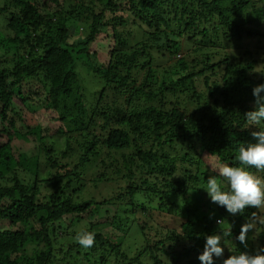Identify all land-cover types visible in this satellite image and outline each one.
<instances>
[{
    "label": "trees",
    "instance_id": "trees-1",
    "mask_svg": "<svg viewBox=\"0 0 264 264\" xmlns=\"http://www.w3.org/2000/svg\"><path fill=\"white\" fill-rule=\"evenodd\" d=\"M0 18L7 21L5 32L0 29V264H146L143 256L152 264H202L198 257L212 234L221 235L224 248L215 264L264 248V231L257 248L251 232L247 247L236 239L256 209L227 216L217 205L209 219L193 216L189 207L184 215L172 199L203 192L196 179L208 176V167L195 155L241 166L238 148L254 143L250 132L264 127L250 129L245 117L256 108L253 87L264 83V57L259 63L244 45L264 38V0H4ZM81 25H89L86 37L76 36ZM106 28L115 44L106 68H94L89 45ZM80 62L104 85L93 107L85 101ZM109 89L124 107L104 101ZM180 93L193 111L181 106ZM141 99L147 104L141 106ZM134 102L140 107L131 109ZM35 107L60 122L62 131L44 136L32 124ZM104 149L109 158L111 151L129 153L122 156L126 173L117 171L125 187L115 202L78 201L72 187L83 180L87 164L100 160L107 167ZM179 163L195 166L199 175L185 168L175 180ZM248 170L264 178V172ZM100 174L104 179L95 177L94 184L110 181ZM42 184L53 190L47 199L40 198ZM140 192L159 200L154 210L185 216L181 233L155 222L151 202L136 206ZM106 206L116 207L113 216L95 221ZM88 216L93 220L82 232L95 233V243L85 249L75 237ZM218 218L234 224L219 227ZM132 223L144 243L136 259L121 253ZM29 242L35 251L19 261L15 257Z\"/></svg>",
    "mask_w": 264,
    "mask_h": 264
},
{
    "label": "rangeland",
    "instance_id": "rangeland-1",
    "mask_svg": "<svg viewBox=\"0 0 264 264\" xmlns=\"http://www.w3.org/2000/svg\"><path fill=\"white\" fill-rule=\"evenodd\" d=\"M4 0H0V6L2 5ZM63 1V0H61ZM7 23L3 21L2 18H0V29H3L5 27V24ZM77 27V26H76ZM128 27V26H127ZM121 30H124V28H119L118 31L120 32ZM264 31V26L263 29ZM3 31L5 32V29H3ZM90 32L89 29V25H81L79 27L76 28V36H84L86 37ZM4 34V33H3ZM260 39V41H262L260 44L257 43L258 40ZM129 44L132 45L133 43L136 42V38L134 39L133 37L128 38L127 39ZM131 42V43H130ZM115 44L113 35H112V29L111 28H106L103 29L101 34L98 35V37L89 45V49H88V53L90 54V60L92 65L94 66V68H106L108 62H109V58H110V53L111 50L113 48ZM245 46H248V49L250 51L256 52L257 54V58L259 63L263 62V57H264V38H258L255 41H250L244 42ZM232 47H230V49H227V51H232ZM189 50H187L188 52ZM258 51V52H257ZM187 52H185V54H187ZM190 53V52H189ZM182 56H184L183 53H181L180 55L177 56L178 58H181ZM261 64L258 65V67H260ZM262 68L260 67L259 71H261ZM77 71L79 72L81 78L83 79V88H84V96H85V101L87 103L88 106L93 107L97 101V93H99L102 88H103V82H101V77L97 74H93L90 70L87 69V67L85 66V64L83 62H80L79 66L77 67ZM161 73V72H160ZM179 95V99L178 101L180 102L181 106L184 107L186 104L188 105V111L191 112L194 110L195 105L193 104H189L188 102V97H183L182 93L178 94ZM182 96V97H181ZM105 102L112 104L115 102H119L120 106H125L126 103L124 102V99L119 96L118 94H116L115 92H112L110 89L107 91V95L106 98L104 100ZM140 105H146V101L144 99L141 100H137ZM138 102H134L133 103V107H130L131 109H136L139 108L140 106L136 107V103ZM32 104V103H31ZM30 104V105H31ZM33 110H37V112H35L33 114V125H40L42 128V132L44 136H51L54 135L56 133V135L58 134L57 132L59 130L62 131V125L60 122L53 120L52 116L47 112L44 111L42 109H40L39 107H35V109ZM109 153L107 152V149L103 150V153L101 154V159H104L106 161L107 167L103 168V165H100V160H98L96 162V166L93 165V163L91 164H87L85 169L82 172L81 178L83 180L79 181L77 185H73L72 187V191L76 190L78 195H79V199L78 201H82V200H88V201H93L96 204H100L101 201H103L104 199H108L111 202L112 201H117L118 199V194L122 191L121 189H123L125 187V182L121 181V177H118L119 175H117V171L118 169L122 170L124 173H126V171L124 170V160H123V155L128 156L129 153L127 151H122L121 153H115L113 151L110 152L111 158L108 157ZM194 157H197L199 160H201V162H203V165H205L206 167H208V176H202L199 175V173H197L196 167H188V166H183L180 163L178 164V170L177 172H175V180H179L182 179L185 174L183 173V169H188V171H192L193 175L197 174L199 175V177L196 179V183H197V187L201 189L200 194L199 193H193L190 195H187L182 197L177 196L175 198H172L173 200H175L176 204L178 205V207L180 208V211H182V213L184 215H188L189 213L186 212L185 207H189L190 210H192L190 213L194 214L193 216L195 217H201L202 215L205 216L207 215V217H209V219L214 218V216L216 215V209L217 204L213 203L212 201H209V196L207 194V192L204 190V188H206L207 185V179L209 176H218V173L216 171H213V169L218 168L220 165L224 164L222 162H220L217 158L214 157H210L207 154L201 153L199 152L197 155H195ZM91 160V159H90ZM111 161L113 162V164H111ZM99 163V164H97ZM110 164V165H109ZM101 172H105L107 174V178L110 179L109 182L106 181H99L97 184L93 183V179L95 177L100 178V180H103V174H100ZM256 175V174H255ZM121 176V175H120ZM259 177L262 178L261 175H257ZM113 177V180H112ZM117 178V179H116ZM151 180L154 181V183H156L157 185L161 184L160 179L156 178V177H150ZM219 180V177H216ZM152 181V182H153ZM153 184V183H152ZM144 187L146 188L147 186L144 185ZM40 190H41V195L40 198L41 199H47L52 193L53 190L51 188V186L49 184H42L40 186ZM227 190V189H226ZM138 199L136 200V206L138 205H144L146 206V204H148L149 202H151L149 204L151 210L148 211V213L152 216V218L155 220V222L158 223V225L165 227V228H169V229H175L176 231H178L179 233H181L180 227L182 225V221L185 222L186 217H178L175 216L173 214H169V213H164L161 212L159 210H154V208L158 207L159 205V200H156V198H149L150 195L147 192H140ZM205 200H208L205 202ZM123 203L126 204L127 201L123 200ZM127 205L129 206V204L127 203ZM110 206V205H108ZM130 207V206H129ZM116 210L112 208V207H103L100 211V215L101 216H97L95 218V221L100 222V223H105L102 222V219H109L113 216L114 211ZM206 212V214H205ZM211 212H214V215H211L212 218L209 216V214ZM107 213V214H106ZM142 213V212H141ZM257 213V212H256ZM227 216H230V214L228 212H226ZM138 216H142V214H139ZM136 216V217H138ZM91 217L88 216L85 218V223H83L81 226H79L76 230L78 232H82L84 229H86L87 227H89V224L91 222ZM221 220V223L218 224L217 221ZM68 222V220H67ZM217 226L219 227H226V228H231V226L234 224L233 222H226L220 218H218L217 220H215ZM130 223V222H129ZM264 229V224H258L256 229L254 231H251L250 234L253 243L255 244L256 248L260 245V240H259V235L261 234L262 231ZM126 230V229H125ZM72 231H70L71 233ZM127 235L124 241L121 242V240H119L118 242H121V253L123 255H126V257L128 259H136L137 258V254L139 252V250L141 249L143 243V240L140 237V233L137 231V228L135 225H130L128 226L127 229ZM73 234V233H72ZM35 246L32 243H28L17 255V258L19 261L20 259H24L27 256H32L33 252L35 251ZM142 263H146V264H152L151 261L149 260V258L147 256H143L141 259H139ZM22 264V263H21ZM24 264V263H23ZM73 264H75V262H73ZM111 264H116L113 259H111ZM138 264V263H137Z\"/></svg>",
    "mask_w": 264,
    "mask_h": 264
},
{
    "label": "clouds",
    "instance_id": "clouds-1",
    "mask_svg": "<svg viewBox=\"0 0 264 264\" xmlns=\"http://www.w3.org/2000/svg\"><path fill=\"white\" fill-rule=\"evenodd\" d=\"M264 83L258 84L252 89L255 98L256 108L245 114V117L253 127L264 124ZM254 143L242 144L238 148L237 160L241 166L220 165L213 169L218 173L216 176H209L204 190L207 192L211 201L219 206L225 207L230 215H241L246 209H256L245 223L241 225L240 233L236 237L241 244L247 247L248 233L254 231L258 224H264V178L254 175L249 168H255L264 172V127L258 131H251ZM227 189V190H226ZM218 224L221 220L217 221ZM224 235H232L231 232ZM76 242L87 249L94 246L95 233L84 231L76 234ZM222 237L219 234H212L206 237V243L202 254L198 259L202 264H215L214 257L223 256ZM223 264H264V248L256 254L241 252L239 255H232L223 260Z\"/></svg>",
    "mask_w": 264,
    "mask_h": 264
}]
</instances>
